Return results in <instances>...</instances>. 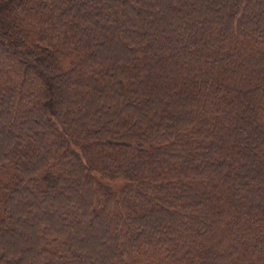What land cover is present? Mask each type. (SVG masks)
I'll return each instance as SVG.
<instances>
[{"label": "trees", "instance_id": "obj_1", "mask_svg": "<svg viewBox=\"0 0 264 264\" xmlns=\"http://www.w3.org/2000/svg\"><path fill=\"white\" fill-rule=\"evenodd\" d=\"M0 264H264V0H0Z\"/></svg>", "mask_w": 264, "mask_h": 264}]
</instances>
